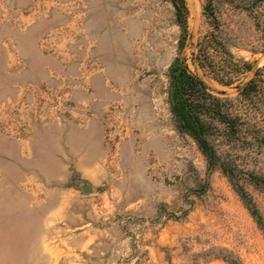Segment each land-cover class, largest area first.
Listing matches in <instances>:
<instances>
[{"label":"rangeland","instance_id":"obj_1","mask_svg":"<svg viewBox=\"0 0 264 264\" xmlns=\"http://www.w3.org/2000/svg\"><path fill=\"white\" fill-rule=\"evenodd\" d=\"M204 2L180 48L171 0H0V264H264V229L170 110L176 57L221 96L253 75L233 63L264 68L253 19L219 0L212 26ZM210 33L231 84L197 63ZM223 148L264 175L263 146Z\"/></svg>","mask_w":264,"mask_h":264},{"label":"trees","instance_id":"obj_2","mask_svg":"<svg viewBox=\"0 0 264 264\" xmlns=\"http://www.w3.org/2000/svg\"><path fill=\"white\" fill-rule=\"evenodd\" d=\"M219 0H205L203 14L212 26H216V3ZM234 6L244 10L254 22L264 45V0H238ZM181 35L179 47H183L188 36L187 7L185 0H171ZM196 60L199 67L223 84H231L233 76L226 70L218 56L219 46L216 35L197 44ZM224 51V48L221 46ZM235 71L248 70L252 65L233 63ZM170 110L176 128L188 134L206 159L207 169H220L228 178L244 206L264 229V216L252 194L246 189L243 179L264 189V175L244 170L235 158L218 149L226 142L242 139L250 144L264 147V68H255L253 75L235 97L217 95L211 92L202 78L192 73L180 57L170 67ZM232 264L236 262L232 261Z\"/></svg>","mask_w":264,"mask_h":264},{"label":"water","instance_id":"obj_3","mask_svg":"<svg viewBox=\"0 0 264 264\" xmlns=\"http://www.w3.org/2000/svg\"><path fill=\"white\" fill-rule=\"evenodd\" d=\"M255 68H256V66L253 65V66L250 68V70H252V71L254 72ZM245 84H246V82L243 83V84L239 87L238 91L241 90V89L244 87ZM82 191H83L84 193H90V192L92 191V188H91L90 186H82Z\"/></svg>","mask_w":264,"mask_h":264}]
</instances>
